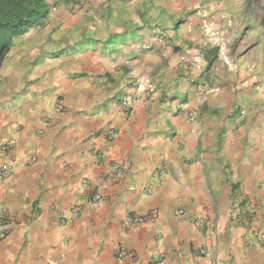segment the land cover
<instances>
[{
	"label": "crops",
	"instance_id": "0c3cea01",
	"mask_svg": "<svg viewBox=\"0 0 264 264\" xmlns=\"http://www.w3.org/2000/svg\"><path fill=\"white\" fill-rule=\"evenodd\" d=\"M218 1L46 0L12 38L0 264H264V9Z\"/></svg>",
	"mask_w": 264,
	"mask_h": 264
},
{
	"label": "trees",
	"instance_id": "16d2710c",
	"mask_svg": "<svg viewBox=\"0 0 264 264\" xmlns=\"http://www.w3.org/2000/svg\"><path fill=\"white\" fill-rule=\"evenodd\" d=\"M49 9L46 0H0V67L12 46V38L41 27ZM217 52V47L204 51L207 68L216 59Z\"/></svg>",
	"mask_w": 264,
	"mask_h": 264
},
{
	"label": "built area",
	"instance_id": "2783aa9c",
	"mask_svg": "<svg viewBox=\"0 0 264 264\" xmlns=\"http://www.w3.org/2000/svg\"><path fill=\"white\" fill-rule=\"evenodd\" d=\"M85 2V0H72V4L71 7H79L81 5H83ZM264 91V88H263ZM139 97L137 96V94H125L121 97L120 99V107L122 108V110L125 113H129L134 104L138 101ZM55 111H62L64 109V103H63V99L58 97L56 99L55 102ZM243 112L240 113V115H242ZM187 116H188V120L193 122L194 120V114L193 111H188L187 112ZM113 135V134H111ZM11 148V142L9 141H0V152H7L9 149ZM9 164H0V179L5 177L7 175V173L9 172ZM109 174L111 178H117L120 177L122 175V169H121V165L118 164L117 162H113L109 165ZM101 196L99 194H97L95 196V199H100ZM76 211V210H74ZM151 217V213H146L143 214L142 216H135L132 217L131 219L138 222L140 220H143L145 218H150ZM9 219L8 214L6 213V211L1 208L0 206V236H2L5 231H6V227H7V221ZM258 240L260 241V243H262L264 245V231L263 232H259L256 233L255 235ZM117 256L119 258H132L133 254L132 252L128 251L127 249L123 248V247H119L117 250ZM164 258L162 257V255L158 258H156L155 260H152L149 264H162L163 263Z\"/></svg>",
	"mask_w": 264,
	"mask_h": 264
},
{
	"label": "rangeland",
	"instance_id": "374dc122",
	"mask_svg": "<svg viewBox=\"0 0 264 264\" xmlns=\"http://www.w3.org/2000/svg\"><path fill=\"white\" fill-rule=\"evenodd\" d=\"M218 1V0H217ZM220 1V0H219ZM218 1V2H219ZM238 1H241V0H238ZM247 10L250 12H256V13H259L260 11H261V9H264V5L262 4V0H247ZM71 7V6H70ZM213 7L214 6H211V11H213ZM217 9H216V11L218 10V5H216L215 6ZM45 21H46V19H45ZM212 47H217V49H218V52H219V50H221V49H223L222 48V46H212ZM209 48H211V47H208L207 49H209ZM206 49V50H207ZM205 51V50H204ZM204 51L202 52V58H203V60H205V58H204V56H203V54H204ZM218 52H217V56H218ZM217 56H216V59H217ZM215 59V60H216ZM215 60L208 66V68H207V61L205 60V62H206V65H205V68H204V72H207V71H209L210 69H211V67H212V65H213V63L215 62ZM222 60H223V62L225 63V65L229 68V67H233L234 65H235V63L234 62H232V60L231 59H229L228 57H226V56H224V55H222ZM203 85V84H202ZM203 87L204 88H206V84H204L203 85ZM192 111H193V109H191ZM191 122V121H190Z\"/></svg>",
	"mask_w": 264,
	"mask_h": 264
}]
</instances>
